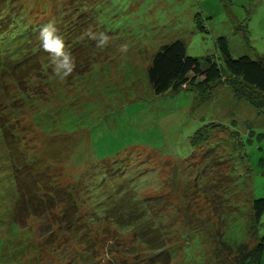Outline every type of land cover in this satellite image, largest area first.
Here are the masks:
<instances>
[{
	"label": "rangeland",
	"instance_id": "1",
	"mask_svg": "<svg viewBox=\"0 0 264 264\" xmlns=\"http://www.w3.org/2000/svg\"><path fill=\"white\" fill-rule=\"evenodd\" d=\"M57 2L15 0L11 14L23 8L67 30L62 10L61 19L49 14ZM85 2L95 27L65 45L82 55L72 75L60 80L45 58L46 85L31 77L29 95L13 97L19 153L0 129V264H235L239 247L257 244L251 206L264 199V117L224 88L205 103L188 88L157 97L147 73L160 48L176 41L189 57H212L223 69L220 37L233 59L264 61V0ZM210 124L227 132L193 144ZM26 187L33 191L25 197L38 190L53 201L50 215L24 212ZM123 211L144 213L147 231ZM65 214L90 235L66 230Z\"/></svg>",
	"mask_w": 264,
	"mask_h": 264
},
{
	"label": "trees",
	"instance_id": "2",
	"mask_svg": "<svg viewBox=\"0 0 264 264\" xmlns=\"http://www.w3.org/2000/svg\"><path fill=\"white\" fill-rule=\"evenodd\" d=\"M14 2L15 0H0V102L4 105V107L0 108V114L3 115V118H0V129L3 125L7 130L11 131L9 133L7 130H3L2 134L3 139L8 141L6 147L12 151V154L13 149L17 151L16 148L20 145L17 141V132L18 127H22V122L12 113L13 97L15 93L25 95L26 97L29 95L26 84L31 77L39 81V84L45 83V78L41 76L44 72L42 63L45 58L49 59L51 57L50 54L42 49L39 39L40 31L45 25L37 22L35 17L31 18L27 16L23 8H19L16 14H11L14 9ZM88 7L89 4L85 0H62L61 3L57 2V7L50 10L49 14H51L53 20L60 18V10L64 12L62 19L65 21L67 30L62 29V23L60 24V28L55 27L64 38L65 45L71 43L69 42V38L77 44L79 39L83 38L87 33L90 35L93 32L92 29L95 27V24L86 12ZM217 48L224 69L219 67L212 57L203 60L189 57L185 45L180 41L162 46L154 56L147 73L148 83L153 93L157 97H160L170 91L178 93L182 88H188L187 90L193 91L197 95L199 102L205 103L213 97L216 90L224 88L232 98L239 102H245L258 115L264 117V61H255L245 56L233 59L226 37H220L217 40ZM66 50L68 51V49ZM69 52L74 57L76 67H78L77 62L82 60V55L78 52V46L69 50ZM33 63L36 65V70L28 68L26 71V68ZM13 64H15V67L10 71ZM12 82H16L19 85L14 87ZM3 93H5L4 99ZM23 106L24 104H21L18 108H14L20 111ZM9 116L11 120H8ZM21 117L22 113L19 119ZM213 130L220 134L227 132L226 127L210 124L205 130L197 132L193 139V144L202 143L205 145L210 140V137H212ZM229 136L234 141H240L241 139L238 132H231ZM17 153L19 152L17 151ZM202 160H206V157ZM214 165L218 166L215 163ZM49 180L51 182V178ZM32 191V188L26 187L23 195H19L18 193L19 205L24 209V212L34 218L50 215L51 210L55 206L53 205V201L48 200L47 196L45 198L38 196V190L30 194V197H25L26 193H31ZM37 202L44 205L41 206ZM122 213L127 217V221L138 224L143 230L147 231L150 226V220L148 222L146 219H143L145 218L144 213L132 214L133 212L128 213L127 211H123ZM251 213L253 238H256L257 244L252 250H248L245 246L239 247L236 251L235 264H260L264 254V234L258 235L260 220L264 215V199H258L253 202ZM74 215L76 214L73 213ZM132 215L138 220L137 222L130 218ZM70 218L66 214L65 217L62 216L61 218L62 222L68 221L66 230L78 232L77 236L78 234L86 236L89 234L85 228L81 229L82 223L80 220L71 221ZM150 234L149 232H145L141 236L151 241ZM136 239H133V241H136ZM158 242L163 246V241ZM74 244L80 245L81 243L75 242ZM163 263L165 262L163 261Z\"/></svg>",
	"mask_w": 264,
	"mask_h": 264
},
{
	"label": "clouds",
	"instance_id": "3",
	"mask_svg": "<svg viewBox=\"0 0 264 264\" xmlns=\"http://www.w3.org/2000/svg\"><path fill=\"white\" fill-rule=\"evenodd\" d=\"M39 39L42 49L52 57L55 76L60 80L71 76L76 68V62L66 50L64 38L59 34L58 29L52 24L43 27ZM106 42L107 38L101 36L99 43L103 45Z\"/></svg>",
	"mask_w": 264,
	"mask_h": 264
}]
</instances>
